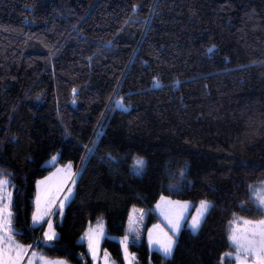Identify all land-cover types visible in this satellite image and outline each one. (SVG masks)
Returning a JSON list of instances; mask_svg holds the SVG:
<instances>
[{
    "label": "trees",
    "instance_id": "obj_1",
    "mask_svg": "<svg viewBox=\"0 0 264 264\" xmlns=\"http://www.w3.org/2000/svg\"><path fill=\"white\" fill-rule=\"evenodd\" d=\"M68 161L81 173L51 244L37 185ZM0 166L16 237L45 255L91 264L90 224L125 234L134 205L150 224L167 195L212 207L170 257L132 244L141 264H221L230 222L264 216V0H0ZM103 245L124 264L120 241Z\"/></svg>",
    "mask_w": 264,
    "mask_h": 264
},
{
    "label": "rangeland",
    "instance_id": "obj_2",
    "mask_svg": "<svg viewBox=\"0 0 264 264\" xmlns=\"http://www.w3.org/2000/svg\"><path fill=\"white\" fill-rule=\"evenodd\" d=\"M53 157H56V159L53 160L52 159ZM58 158H59V152H57L53 156H51L46 161V164L47 165H55L57 163ZM136 158H141L144 161V164L139 169V171H135V172L138 174H143V172L145 170V165H146V158L141 156V155H135L134 156V162H135ZM69 164L71 165L70 169L67 167ZM133 166H134V164H133ZM133 169H134V167H133ZM0 170H3V172L7 174L6 170L4 168H2L1 166H0ZM80 173H81L80 168H77L73 161H68L65 164H57L54 167V169L47 176L40 179L38 182L44 181L43 184L38 183V185H37L38 193L40 194V197H41V201H40L41 209L43 210V208L46 207V204H47V201L49 198H51L54 201L55 205H59L60 202L63 201V210L58 213L60 215V217L62 218L64 213H65L66 207L68 206V204L70 203L71 199L73 198V196L75 194L76 184H77V180H78ZM8 179H10V181H11L10 175H8ZM11 185H12V181H11ZM69 189H71V192L68 191ZM9 190L12 191V193H13L11 211L13 213L12 227L15 229V226H14V210H13L15 189H14V187H10ZM257 190L264 191V182H261L260 184L256 185L253 188V198H254L256 203H257V201H256ZM65 197H67V199H65ZM162 197L165 198V201H161V198H160L155 205V210H156V213L159 217V220L148 224V211H147L146 207L141 206V205H134L130 211V214H129V218L127 221V231L125 234H121V235L109 234L108 233L107 220L103 216L101 218H99L95 223L90 224L87 227V229L83 232V234L80 236V241L85 242L87 245L88 253L92 259L91 264H105L104 252L108 253V264H123L120 260H118L117 258H115L113 256V254L109 248L104 247L103 242L107 236H110V237L120 241V243L125 238V236H127V238H128L127 251H125L124 244L121 243L124 264H141L140 257L138 255L137 251L133 250L132 244H137V243L140 244L144 239L146 240V242H147V244L151 250H157V251H160L161 253H163V251L160 250V246L158 244L150 243L149 231H151V234H152L151 239L152 240H157V239L163 240V239H165V236H164L165 233L167 234V236L172 237V239L174 240V245H173L171 255H168L167 257L172 256V254L175 250L177 239L179 237V234H180L182 228L185 225H188L191 228L192 217L197 214V210L199 209L201 201L198 203H195L192 200L180 199V198H175V197L167 196V195H164ZM202 201H208V200H202ZM167 202H171V203H167ZM208 202H210V201H208ZM210 204H211V202H210ZM157 205H160V207H157ZM183 205H188V207L186 209L182 208L181 206H183ZM209 209L205 213V215H204V217L200 223V226H201L206 214L208 213ZM53 213H50L48 216H46L45 221L48 219L52 220L53 228H54L55 232L57 233V236L55 239H57L59 237V232L56 228V221H55V217L53 216ZM180 213H183L182 218H179ZM178 218H179V223L181 226L179 228V231L174 234L172 231H170V228H171V224L176 222ZM130 219L134 221V223L132 224V228L135 231H133V232L129 231ZM242 219L243 220H250V221H259V220L264 219V216L260 219L245 218V217ZM36 225L37 226L42 225L44 228V231L48 230V225L46 222L36 224ZM98 225H102L103 235L99 234ZM157 225L159 226L158 228L154 227ZM200 226H199V228H200ZM235 226L238 228L244 227V225L242 223H238ZM198 229H196L195 231H197ZM89 238L93 239L94 245L96 247V259L95 260L93 259V254L89 249ZM14 240L18 244L24 246L25 248H27V249L29 248L28 249V255L25 257L24 261H22V264H27L28 256H31V253L33 251L38 253L39 256H42L46 261L62 262V264H74L73 262H70L69 260H67L65 258L51 257L48 255H45L44 253H42L40 251V249H38L37 247H33L32 244H26V243L22 242L21 240H19L16 237V235L14 236ZM43 240L45 242L51 243V244L54 242V240L46 241L44 239V237H43ZM229 252H233V251H228L226 253H229ZM37 264H39L38 261H37ZM232 264H236L235 259H234Z\"/></svg>",
    "mask_w": 264,
    "mask_h": 264
},
{
    "label": "snow or ice",
    "instance_id": "obj_3",
    "mask_svg": "<svg viewBox=\"0 0 264 264\" xmlns=\"http://www.w3.org/2000/svg\"><path fill=\"white\" fill-rule=\"evenodd\" d=\"M211 51V50H210ZM117 103H122V101H118ZM53 160L56 157L52 158ZM144 161L141 158H136L134 162V171H139V169L143 166ZM69 169L71 165L67 166ZM8 175L0 170V264H22L25 257L28 255V249L24 246L18 244L14 240V236L16 230L12 227L13 221V213L11 211L12 207V191H10V187H14L11 185L10 179H8ZM74 182V181H73ZM39 184H43L44 181L38 182ZM71 192V189L68 190ZM67 199V197H65ZM41 197L38 193L36 200V211L33 213V224H40L46 222L48 225V230L44 233V239L46 241H52L56 238L57 233L53 228V222L51 219L45 221V217L50 213L56 212L59 213L63 210V201L60 202L59 205H55L54 201L49 198L46 204V207L41 209ZM161 201H165L164 197H161ZM256 201L258 206L261 207V210H264V191L257 190L256 192ZM171 203V202H167ZM178 203V202H177ZM160 207V205H157ZM182 208H187L188 205L181 206ZM212 207L210 202L201 201L199 209L197 210V214L192 217L191 228L195 231L199 228L200 223L207 212V210ZM183 217V213H180V217ZM179 218L176 222L171 224L170 231L174 234L179 231L180 223ZM133 220L129 221V231H135L132 228ZM238 223H242L244 225L243 228H238L235 225ZM154 227H159L154 226ZM99 234L103 235L102 225H98ZM151 231H149V239L150 243L158 244L160 246V250L168 256L171 255L174 240L172 237L167 236L165 233V239L160 240H152L151 239ZM230 244L233 246V252L226 253L223 257H221V264H223V260L225 258L232 257L235 259L236 264H264V219L259 221H250L243 220L241 218H236L232 222H230V232L228 237ZM127 242L128 238H125L121 241V243L125 246V251H127ZM30 247V246H29ZM89 249L93 254V259H96V247L94 245V241L92 238H89ZM105 264H108V253L104 252ZM62 264V262H51L46 261L42 256H39L38 253L32 252L31 256H28L27 264Z\"/></svg>",
    "mask_w": 264,
    "mask_h": 264
},
{
    "label": "crops",
    "instance_id": "obj_4",
    "mask_svg": "<svg viewBox=\"0 0 264 264\" xmlns=\"http://www.w3.org/2000/svg\"><path fill=\"white\" fill-rule=\"evenodd\" d=\"M42 179V178H41ZM40 180V179H39ZM44 233H45V231H44ZM29 249V248H28Z\"/></svg>",
    "mask_w": 264,
    "mask_h": 264
}]
</instances>
